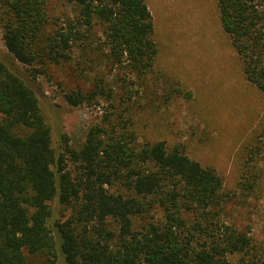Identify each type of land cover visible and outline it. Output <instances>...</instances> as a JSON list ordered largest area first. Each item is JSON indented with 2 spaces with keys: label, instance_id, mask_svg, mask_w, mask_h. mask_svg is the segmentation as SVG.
<instances>
[{
  "label": "trees",
  "instance_id": "1",
  "mask_svg": "<svg viewBox=\"0 0 264 264\" xmlns=\"http://www.w3.org/2000/svg\"><path fill=\"white\" fill-rule=\"evenodd\" d=\"M47 1L0 0L12 56L11 63L0 58V264L38 257L46 264H264L251 229L224 219L232 197L223 178L179 145L141 144L134 132L97 125L70 152L74 168L64 165L36 74L15 62L141 78L153 71L158 47L147 0H63L72 15L65 11L55 28ZM217 7L246 79L264 94V0H217ZM85 99L68 97L72 105ZM55 202L70 211L66 219L57 218Z\"/></svg>",
  "mask_w": 264,
  "mask_h": 264
},
{
  "label": "rangeland",
  "instance_id": "2",
  "mask_svg": "<svg viewBox=\"0 0 264 264\" xmlns=\"http://www.w3.org/2000/svg\"><path fill=\"white\" fill-rule=\"evenodd\" d=\"M147 1L158 47L149 74L139 78L111 68L81 73L75 63L66 62L42 67L15 62L14 68L36 74L33 86L64 165L74 168L70 152L80 150L97 125L134 132L141 144L179 145L223 178L232 197L224 219L241 230L251 229L255 251L264 258V94L246 79L222 27L217 0ZM47 5L54 28L65 11L72 15L63 0H48ZM3 16L0 6V58L11 63ZM81 93L86 99L72 105L68 97ZM245 172L252 177L251 191L243 187ZM53 207L59 220L70 215L57 202ZM32 261L46 264L39 257Z\"/></svg>",
  "mask_w": 264,
  "mask_h": 264
}]
</instances>
